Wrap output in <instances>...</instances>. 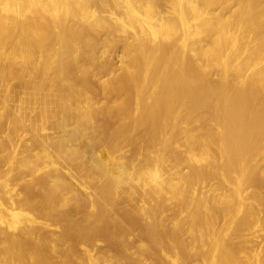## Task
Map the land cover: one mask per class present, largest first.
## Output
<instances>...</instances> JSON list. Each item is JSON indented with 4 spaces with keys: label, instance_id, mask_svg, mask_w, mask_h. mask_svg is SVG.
<instances>
[{
    "label": "bare ground",
    "instance_id": "obj_1",
    "mask_svg": "<svg viewBox=\"0 0 264 264\" xmlns=\"http://www.w3.org/2000/svg\"><path fill=\"white\" fill-rule=\"evenodd\" d=\"M141 263L264 264V0H0V264Z\"/></svg>",
    "mask_w": 264,
    "mask_h": 264
},
{
    "label": "rangeland",
    "instance_id": "obj_2",
    "mask_svg": "<svg viewBox=\"0 0 264 264\" xmlns=\"http://www.w3.org/2000/svg\"><path fill=\"white\" fill-rule=\"evenodd\" d=\"M114 53H115V52H114ZM114 53H113V54H114ZM115 55H117V54L115 53ZM115 55H114V57H116ZM17 89H19V86L17 87ZM19 90H20V89H19ZM14 104H15V103H14ZM52 131H53L52 129H49V130H48V132H50V133H52ZM62 165H63V167H64L65 169L69 167V166H68L67 164H65V163H63ZM67 170L69 171V169H67ZM67 170H66V171H67ZM72 172L74 173L75 171L72 170ZM73 173H72V174H73ZM75 176H76V175H75ZM141 264H144V263H141Z\"/></svg>",
    "mask_w": 264,
    "mask_h": 264
}]
</instances>
